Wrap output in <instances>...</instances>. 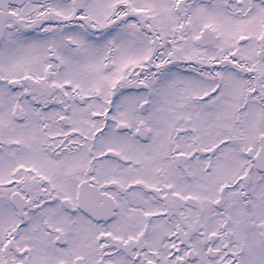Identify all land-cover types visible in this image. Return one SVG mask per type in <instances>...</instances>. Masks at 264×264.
Returning a JSON list of instances; mask_svg holds the SVG:
<instances>
[{
	"label": "snow or ice",
	"instance_id": "1",
	"mask_svg": "<svg viewBox=\"0 0 264 264\" xmlns=\"http://www.w3.org/2000/svg\"><path fill=\"white\" fill-rule=\"evenodd\" d=\"M0 264H264V0H0Z\"/></svg>",
	"mask_w": 264,
	"mask_h": 264
}]
</instances>
